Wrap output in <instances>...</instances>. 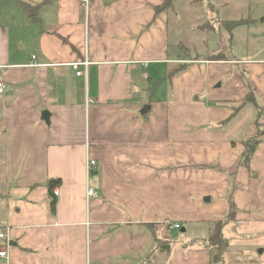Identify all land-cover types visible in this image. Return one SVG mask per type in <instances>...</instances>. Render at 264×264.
<instances>
[{"label": "crops", "instance_id": "crops-1", "mask_svg": "<svg viewBox=\"0 0 264 264\" xmlns=\"http://www.w3.org/2000/svg\"><path fill=\"white\" fill-rule=\"evenodd\" d=\"M21 1L46 3L32 21L44 27L32 25L29 60L0 28L8 264H211L206 239L220 220L230 222L224 231L240 226L264 264V58L227 55L232 38L217 23L224 60H190L169 76L168 12H156L165 0ZM84 59L91 65L77 77L70 64ZM159 71L170 89L156 99L147 81ZM15 88L19 101L5 108ZM53 179L62 181L55 215Z\"/></svg>", "mask_w": 264, "mask_h": 264}, {"label": "rangeland", "instance_id": "rangeland-1", "mask_svg": "<svg viewBox=\"0 0 264 264\" xmlns=\"http://www.w3.org/2000/svg\"><path fill=\"white\" fill-rule=\"evenodd\" d=\"M167 14L169 23L168 26H166L169 29L170 39L169 53L175 62L174 68L172 69H180L181 67L183 68L180 70L186 69L190 60L197 61V65L198 63L204 62L218 63L224 60L223 58L226 57V54L230 56L233 54L236 58H264V0H177L174 10ZM224 20L252 22L250 25L246 24L240 26L233 31L232 40H229L225 45V47L228 48L226 54L220 52L222 44L216 31L217 25L219 23L221 24ZM0 21L2 31L9 32V41L13 53L15 55H22V60H29L32 57V25H34V30L41 29L44 25L34 24L26 15L23 8L15 3V0H0ZM208 23L211 25L210 28L207 26ZM22 46L25 48L24 51L21 50ZM212 52H215V55H212ZM149 67L167 68L166 65H151ZM200 77L202 76H196L195 80L198 79L200 81ZM163 78L164 76L159 71L157 75L149 78L147 81L148 87L152 90L156 99L165 91L167 95V90L170 89L169 82L167 84L160 82ZM150 80L151 82H149ZM201 86L202 85L198 84V88ZM203 87L204 86L198 89V91H202ZM18 89L19 88H15L16 91L14 96L5 103V108L12 102V104H15L19 101V97L17 96ZM217 91L219 92L218 95L222 93L221 88L217 89ZM197 96H200V94L198 93ZM162 100H164V98ZM219 108L222 109L221 107ZM9 110L8 108V111ZM148 115L143 117L148 118ZM247 130L245 132H247ZM245 132L243 133L244 137L246 135ZM5 134L7 138L10 135L8 131L5 133V131L0 130V225L4 226L8 232H10L11 236L10 227L2 223L5 213L4 205L8 199V185L6 183L4 159ZM243 138L237 136V141H243ZM250 142H248V144L252 146L253 143L252 141ZM251 146H249V149L245 146L243 159L247 158L248 154L253 151ZM10 162L13 164V160ZM195 167L202 168L205 166L196 165ZM213 168L214 170L219 169L218 171H221V167L217 163ZM237 178L236 173L231 174L229 177L231 180L229 203L231 205L235 193L239 188L237 185L238 183H236ZM203 198L204 197H200V199ZM216 202L215 199L212 203H209V205L213 206ZM224 222L230 224L227 220H224ZM232 227L233 228L227 227L228 230L224 231V236L229 240L230 244L226 252L227 254L224 257L223 264L227 262L228 264H261L260 255L262 254L260 251L262 248H257V251V245L254 246L252 242L244 244L245 241L239 239L240 226L233 224ZM180 231L178 230V234L182 235ZM4 244V242H0V248L4 246ZM206 244L211 246L209 236L206 239ZM8 261L2 260L0 264H8Z\"/></svg>", "mask_w": 264, "mask_h": 264}, {"label": "trees", "instance_id": "trees-1", "mask_svg": "<svg viewBox=\"0 0 264 264\" xmlns=\"http://www.w3.org/2000/svg\"><path fill=\"white\" fill-rule=\"evenodd\" d=\"M176 1L177 0H165L163 5L156 9V12L160 13V12L171 11L175 7ZM15 3L23 8L26 15L33 22H37V21H39V17H38L39 11L43 7L45 2H43L42 4H38V5H30L29 3L23 2L21 0H15ZM221 24L223 25L224 29L229 33L230 38H232L234 30H236L238 27L246 25V24L250 25L251 22L250 21L244 22V21H240V20H224L221 22ZM207 26H208V28H210L211 25L208 23ZM0 28H1V21H0ZM171 60H174V59H171ZM181 68H183V67H181ZM180 69L175 68V69L170 70L168 73L169 76H173V75L181 72L182 70H180ZM247 101L249 103L256 104V100L254 98V93H253L252 89L249 90V93L247 96ZM260 135H261V132H260ZM250 141H252V140H250ZM250 141H248V142H250ZM248 142H246L245 146L249 149V146H251V145L248 144ZM61 183H62L61 180L53 179L47 184L48 194H49V197L51 198L50 207H51L52 215H55V213H56V204H57V198H56V195L54 193V189L57 187H60ZM226 226H227V223L222 221V220L214 221V222L210 223V225H209V227H210L209 228V237H210L211 246L208 245V247L211 248V264H223L224 263V257L227 254L226 252L228 251L229 244H230L229 240L227 238H225V236H224V229ZM157 243H158L157 250L159 252H162V253L165 252L166 254L170 253L171 245L169 242L158 241Z\"/></svg>", "mask_w": 264, "mask_h": 264}, {"label": "built area", "instance_id": "built-area-1", "mask_svg": "<svg viewBox=\"0 0 264 264\" xmlns=\"http://www.w3.org/2000/svg\"><path fill=\"white\" fill-rule=\"evenodd\" d=\"M79 1H81L82 3H85L86 5L89 4V0H79ZM90 65H91L90 61L88 59H84V60H77L71 63L70 67L75 72L77 77H82L87 72ZM1 70H2V67H0V95H2L5 90L4 78L2 76ZM95 165H96V161L89 159L88 167H94ZM94 195L95 193L92 190L88 191V197H91ZM176 228L180 229V226L176 225ZM0 242L5 243L4 246H1L0 248V259L4 261L5 260L8 261L9 252L12 247L11 236H10V232H8V230L2 225H0Z\"/></svg>", "mask_w": 264, "mask_h": 264}, {"label": "water", "instance_id": "water-1", "mask_svg": "<svg viewBox=\"0 0 264 264\" xmlns=\"http://www.w3.org/2000/svg\"><path fill=\"white\" fill-rule=\"evenodd\" d=\"M151 110V106L150 105H146L140 112V114L142 116H146ZM43 119L48 123L50 120V114L48 112H44L43 113ZM206 201H210L209 198L206 199ZM260 253H262V251H260Z\"/></svg>", "mask_w": 264, "mask_h": 264}]
</instances>
